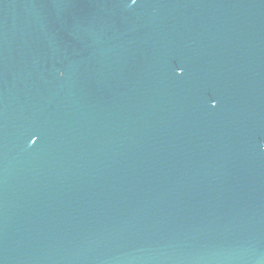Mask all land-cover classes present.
Masks as SVG:
<instances>
[{
	"label": "water",
	"instance_id": "water-1",
	"mask_svg": "<svg viewBox=\"0 0 264 264\" xmlns=\"http://www.w3.org/2000/svg\"><path fill=\"white\" fill-rule=\"evenodd\" d=\"M0 264H264V0H0Z\"/></svg>",
	"mask_w": 264,
	"mask_h": 264
},
{
	"label": "clouds",
	"instance_id": "clouds-1",
	"mask_svg": "<svg viewBox=\"0 0 264 264\" xmlns=\"http://www.w3.org/2000/svg\"><path fill=\"white\" fill-rule=\"evenodd\" d=\"M133 2H135V0H133Z\"/></svg>",
	"mask_w": 264,
	"mask_h": 264
}]
</instances>
